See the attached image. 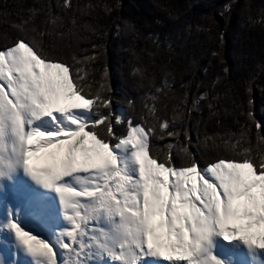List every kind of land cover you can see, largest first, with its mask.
<instances>
[{"label": "snow or ice", "instance_id": "6c2138e0", "mask_svg": "<svg viewBox=\"0 0 264 264\" xmlns=\"http://www.w3.org/2000/svg\"><path fill=\"white\" fill-rule=\"evenodd\" d=\"M234 3L226 0L219 14H230ZM73 7L70 0L34 6L0 44V144H11L6 155L0 152V176L22 167L55 190L67 221L58 251L9 216L7 227L34 264H151L153 258L163 264H236L214 254L217 238L264 255V122L254 115L255 75L234 89L235 109L246 118L239 134H226V150L216 145L210 153L205 149L212 138L205 136L202 148L197 130L194 143L181 111L187 92L172 120L155 107L147 109L158 124L145 113L114 112L107 66L98 80L84 67L99 60L103 46L93 43L91 55L74 53L69 59L53 39L63 33L47 27L49 20H59L54 8ZM88 7L115 15L122 4ZM123 24L137 31L130 21ZM116 29L122 30L119 23ZM215 100L204 91L189 112L206 101L209 115L216 116ZM253 127L255 146L247 139ZM165 137L175 142L156 148L155 139ZM39 156L51 163L37 166L32 160Z\"/></svg>", "mask_w": 264, "mask_h": 264}, {"label": "trees", "instance_id": "16d2710c", "mask_svg": "<svg viewBox=\"0 0 264 264\" xmlns=\"http://www.w3.org/2000/svg\"><path fill=\"white\" fill-rule=\"evenodd\" d=\"M96 1L70 0L72 9L54 8L53 18L59 16V20L55 24L49 20L47 27L63 33V36L54 33L53 39L69 59L74 53L91 55L93 43L103 46L99 60L84 67L85 71L95 73L98 80L103 67L107 66L115 113L120 108L128 113H145L158 124L153 114L147 112L155 107L161 117L172 120L176 106L182 104L187 92V102L181 111L194 143L198 130L202 148L204 137L212 138L207 141L211 147L205 151L214 154L216 145L226 150L222 142L228 138L226 134H239V125L246 118L235 109L233 101L237 93L234 89L243 79L255 75L254 115L257 121L264 122V22L261 21L264 0L256 2L259 9L247 8L232 20L219 14L226 0H139L135 2L136 7L129 5L125 11L122 6L115 15L88 7L96 5ZM49 2L55 4L56 0H0V44L4 43L5 36L11 39L12 25L27 19L29 9ZM125 20L134 24L137 31L128 30L123 24ZM117 23L122 29L119 33ZM213 51L221 55L213 57ZM224 66L229 68L227 74L223 73ZM204 68H208L207 73ZM218 75L220 80H217ZM204 91L217 96L213 101L216 116L209 115L206 101L201 102L199 111L189 112L193 100ZM129 99L134 101L133 105L128 104ZM247 139L253 146L257 144L254 127ZM169 142L175 141L156 138L154 146L162 148Z\"/></svg>", "mask_w": 264, "mask_h": 264}, {"label": "bare ground", "instance_id": "6f19581e", "mask_svg": "<svg viewBox=\"0 0 264 264\" xmlns=\"http://www.w3.org/2000/svg\"><path fill=\"white\" fill-rule=\"evenodd\" d=\"M42 126L47 127V123H43ZM10 147V142L5 141L0 144V152L6 155ZM32 162L37 166L51 163L42 156L33 157ZM10 186H13V193L8 192ZM38 208L40 210H37ZM10 215L25 231L33 235L51 230V220H54L59 228L67 226V221L61 211L59 195L54 189L47 190L44 185L37 183L22 167H17L11 175L0 176V223H8ZM252 231L259 232L260 230L254 228ZM217 239L219 246L214 249V254L220 259H225L228 257L227 253L220 250L221 241L220 238ZM231 244L237 259L243 258L246 264H264V255L249 254L242 243L232 242ZM155 262L163 264L162 261L153 258L151 264ZM0 264H34L32 255L19 244L14 231L8 227L3 228L0 235Z\"/></svg>", "mask_w": 264, "mask_h": 264}, {"label": "rangeland", "instance_id": "374dc122", "mask_svg": "<svg viewBox=\"0 0 264 264\" xmlns=\"http://www.w3.org/2000/svg\"><path fill=\"white\" fill-rule=\"evenodd\" d=\"M78 1L82 2L84 0H78ZM93 1H96V0H93ZM137 1H139V0H122L123 4L122 3L121 4H122L124 10L127 11L126 7L129 6V5H130V7H136L135 2H137ZM258 1L259 0H237V1H235V2H237L235 8H233L231 10L230 14H226L225 16H228L232 20L235 17H239V15L244 13L243 11L245 9H247V8L257 10L259 8H257L255 5L257 4L256 2H258ZM113 2H114V0H107L108 4L113 3ZM104 3H105V0H99V1L95 2L96 5H103ZM261 10L264 11V7L263 6H261ZM216 13H219V12H216ZM234 21L235 20H233L231 22L233 23ZM124 112H125V109H122V108L117 110L118 114L124 113ZM47 190H51L52 191L53 189L47 188ZM37 210H40V209L38 208ZM50 225H51V228H52L51 230L47 228L48 229L47 231H45V232L41 231L36 236L47 240L49 243H51L59 251V243H58V241L60 239L61 231L64 228H59L54 220H51ZM6 227H7V223H4V222L0 223V235H1V232L3 231V228H6ZM41 230H44V229H41ZM220 241H221V243H220L221 249L220 250L223 253H225V254L227 253V256H228L227 260H229L230 262H236V264H238L239 261L244 260L243 258L237 259L234 256L233 249H232L231 246L230 247H225L226 243L229 244V243H232V242L223 241L222 238H220ZM217 246H219V245H217Z\"/></svg>", "mask_w": 264, "mask_h": 264}]
</instances>
